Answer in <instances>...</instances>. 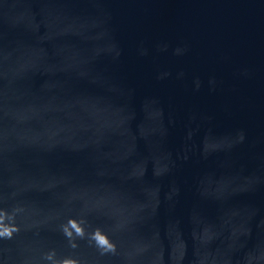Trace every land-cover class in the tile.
<instances>
[{
    "label": "water",
    "instance_id": "water-1",
    "mask_svg": "<svg viewBox=\"0 0 264 264\" xmlns=\"http://www.w3.org/2000/svg\"><path fill=\"white\" fill-rule=\"evenodd\" d=\"M12 226L0 264H264V0H0Z\"/></svg>",
    "mask_w": 264,
    "mask_h": 264
},
{
    "label": "clouds",
    "instance_id": "clouds-1",
    "mask_svg": "<svg viewBox=\"0 0 264 264\" xmlns=\"http://www.w3.org/2000/svg\"><path fill=\"white\" fill-rule=\"evenodd\" d=\"M6 218V217H5ZM16 231V228L15 226H12V230L9 231L7 229H5V231L3 232H0V237H7V238H10L12 236V233Z\"/></svg>",
    "mask_w": 264,
    "mask_h": 264
}]
</instances>
